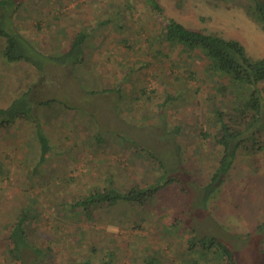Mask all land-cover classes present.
<instances>
[{
  "label": "rangeland",
  "instance_id": "1",
  "mask_svg": "<svg viewBox=\"0 0 264 264\" xmlns=\"http://www.w3.org/2000/svg\"><path fill=\"white\" fill-rule=\"evenodd\" d=\"M260 1L158 0L187 27L236 39L254 62L264 58V28L247 10L260 18ZM117 10L119 17H111ZM15 22L44 54L65 52L80 27L91 36L75 70L51 63L29 94L35 103L51 98L67 105L38 111L51 146L46 161L35 166L39 148L29 122L0 132V264H146L148 257L158 264H224L216 254L188 250L185 225L197 238L223 239L234 264H264V150L238 151L224 183L213 193L204 188L221 152L212 99L233 113L236 98L215 91L225 82L218 74L200 70L188 79L201 67L198 50L164 42L145 0H29ZM35 79L28 64L0 56V106ZM109 177L122 191L158 182L162 188L144 205H94L89 219L70 208ZM26 204L33 211L29 241L44 255L28 249L16 262L7 237Z\"/></svg>",
  "mask_w": 264,
  "mask_h": 264
},
{
  "label": "trees",
  "instance_id": "2",
  "mask_svg": "<svg viewBox=\"0 0 264 264\" xmlns=\"http://www.w3.org/2000/svg\"><path fill=\"white\" fill-rule=\"evenodd\" d=\"M145 1L161 25L160 37L164 42L180 46L188 51L198 50V54L202 57L200 69L190 71L188 79L196 80L200 70H205L210 76L218 74L225 82L220 86L216 83L215 91L233 92L236 98L233 113L222 111L217 106L215 99H212V114L219 127L214 141L221 148V152L210 180L204 188L208 193H213L224 183L238 151L245 148L250 151V156H254L259 151L264 150V142L259 131L263 130L264 132V88L258 86L264 81V58L254 62L247 56L244 47L236 39L226 37L215 31L191 29L180 21L167 16L158 0ZM28 2L29 0H0V56L8 64L20 62L28 64L34 69L37 78L27 89L17 93L5 105L0 106V132L12 128L20 121L29 122L33 127L34 139L39 148L38 159L35 163V166H39L46 161L51 146L44 133L38 111L39 109L51 111L54 106L66 107L67 105L61 100L51 98H45L35 103L31 101L29 94L33 85L39 83L42 76L45 75L47 66L51 63H62L72 70L77 68L83 58L86 41L91 36V31L89 35L86 27H80L69 40V48L65 52L58 55L44 54L31 40L19 32L15 22L20 7ZM110 6L111 4H109ZM127 6L128 9L132 8L128 3ZM256 6L258 9H263L264 2H257ZM250 10H247L249 16L264 28V15H261L260 18L256 17L255 13ZM120 13L121 11L117 10L116 14L114 13L115 15L111 17L118 18ZM108 21L107 19L103 23ZM117 22L121 24V19H118ZM132 71L136 70L132 69ZM78 84L83 89L80 81ZM236 93L239 95L236 96ZM118 136L122 137L121 134ZM95 139L98 142L102 141V137L97 134H95ZM127 142L134 145L135 148H139L141 153L146 152L149 159L156 158L154 154L138 147L135 141L127 140ZM160 188L162 185L158 182L150 188L132 187L122 191L112 182V177H109L103 188L92 189L86 196L76 198L70 203V208L81 210L84 217L89 219L91 208L94 205L113 206L119 202H127L136 206L144 205L155 196ZM18 212L16 220L9 228L7 237L10 242L8 251L11 257L18 262L21 260L23 252L28 249L35 252L37 258L42 257L44 252L33 245L27 235L26 224L32 219V208L26 204L24 207H20ZM184 230L190 235L187 240L188 250L193 249L195 252H200L201 255H205L206 252L211 255L216 254L221 257L224 264L235 263L233 250L223 239L214 236L197 238L188 225H185ZM156 262L153 257H148L145 260L146 264H158ZM70 264H108V262L93 263L90 260H85Z\"/></svg>",
  "mask_w": 264,
  "mask_h": 264
}]
</instances>
